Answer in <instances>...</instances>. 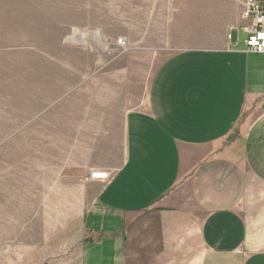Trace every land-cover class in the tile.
Masks as SVG:
<instances>
[{
	"label": "crops",
	"instance_id": "crops-1",
	"mask_svg": "<svg viewBox=\"0 0 264 264\" xmlns=\"http://www.w3.org/2000/svg\"><path fill=\"white\" fill-rule=\"evenodd\" d=\"M156 1L192 43L127 113L117 168L89 166L110 177L57 180L90 204L30 264H264V53L241 38L245 0Z\"/></svg>",
	"mask_w": 264,
	"mask_h": 264
},
{
	"label": "rangeland",
	"instance_id": "rangeland-1",
	"mask_svg": "<svg viewBox=\"0 0 264 264\" xmlns=\"http://www.w3.org/2000/svg\"><path fill=\"white\" fill-rule=\"evenodd\" d=\"M160 5L0 0V264H30V245L79 229L90 201H69L57 180L110 177L89 166L121 163L127 113L157 65L192 43Z\"/></svg>",
	"mask_w": 264,
	"mask_h": 264
},
{
	"label": "built area",
	"instance_id": "built-area-1",
	"mask_svg": "<svg viewBox=\"0 0 264 264\" xmlns=\"http://www.w3.org/2000/svg\"><path fill=\"white\" fill-rule=\"evenodd\" d=\"M241 17L245 21L241 30L245 35L247 49L264 53V0H245ZM118 43L125 47L127 41L126 39H119ZM97 177L98 174L92 173L91 176L86 177V181L94 180Z\"/></svg>",
	"mask_w": 264,
	"mask_h": 264
},
{
	"label": "bare ground",
	"instance_id": "bare-ground-1",
	"mask_svg": "<svg viewBox=\"0 0 264 264\" xmlns=\"http://www.w3.org/2000/svg\"><path fill=\"white\" fill-rule=\"evenodd\" d=\"M89 33H86L85 35H88ZM85 35H83V36H85ZM75 40H77V39H75Z\"/></svg>",
	"mask_w": 264,
	"mask_h": 264
}]
</instances>
